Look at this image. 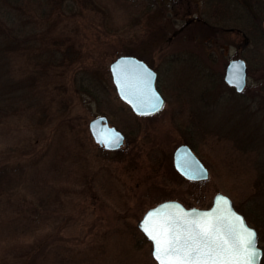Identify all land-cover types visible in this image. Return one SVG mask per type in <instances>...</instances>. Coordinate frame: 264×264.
Segmentation results:
<instances>
[{
    "label": "rangeland",
    "instance_id": "1",
    "mask_svg": "<svg viewBox=\"0 0 264 264\" xmlns=\"http://www.w3.org/2000/svg\"><path fill=\"white\" fill-rule=\"evenodd\" d=\"M203 7V0H20L13 19L40 49L22 66L14 61L31 107L19 123L0 125V172L9 168L0 176V264H157L151 244L140 243L143 215L167 200L209 208L218 193L258 230L264 250L262 69L252 43L237 57L240 35L206 32L191 20L204 19ZM221 9L220 27L248 28L241 0ZM47 45L66 64L42 67L53 53ZM122 55L157 70L160 113L138 117L119 98L110 64ZM235 58L248 63L242 95L223 82ZM87 77L99 82L97 98L81 88ZM101 115L126 136L122 149L94 141L89 124ZM190 142L210 172L205 182L174 169L175 149ZM21 166L25 172L11 171Z\"/></svg>",
    "mask_w": 264,
    "mask_h": 264
},
{
    "label": "snow or ice",
    "instance_id": "2",
    "mask_svg": "<svg viewBox=\"0 0 264 264\" xmlns=\"http://www.w3.org/2000/svg\"><path fill=\"white\" fill-rule=\"evenodd\" d=\"M113 72L122 95L134 106L154 108L160 103L151 88L152 73L143 64L121 61ZM235 77L231 83L239 79L238 69ZM97 139L107 146L118 143V137ZM221 199L224 198L217 199L218 204ZM169 207L173 206L165 204L150 210L141 224L154 244L153 255L158 264H259V256L264 253L255 245V231L230 206L192 215L166 212Z\"/></svg>",
    "mask_w": 264,
    "mask_h": 264
},
{
    "label": "trees",
    "instance_id": "3",
    "mask_svg": "<svg viewBox=\"0 0 264 264\" xmlns=\"http://www.w3.org/2000/svg\"><path fill=\"white\" fill-rule=\"evenodd\" d=\"M13 2L15 5L12 7L10 5ZM19 8L20 0H0V125L3 124V126L7 125L8 121H10L13 117L17 118V122L19 123V121H21L19 119H22L24 116L22 114H26L28 107H31L29 104L31 91L22 87L24 84L23 79H19V77H17L16 81L14 78V66H16L14 61L18 60V65L22 66L21 61L24 58L31 57L34 50L40 49L38 40H35V37L31 36V38H29L26 36L24 33L26 31L25 28L16 23L13 19L15 13L14 11L17 9L19 10ZM218 25H220V23ZM252 46L256 55V62L254 63V66H256L257 69H262L261 72L264 77V27L262 22L256 23L254 26ZM43 49H46L45 51L50 50L53 53L50 55L51 59L50 57H47L48 59L42 67L50 64L52 61L54 64L56 63L54 61H59L58 63H60V65L66 64L63 62L65 61L64 58L61 60L57 59L59 49L53 50L49 45L43 46ZM14 55L17 56V58H14ZM19 69L22 70V68ZM48 72L49 67H45L42 72L37 75V77H39L42 73L47 75ZM81 85L84 93H89L97 98V94L100 90L99 82L87 77ZM11 171H20L22 173L23 171L25 172V169L21 166L20 168L14 167ZM3 172H7L4 174V176H7L9 168L6 171L0 172V176ZM262 181H264L263 178ZM6 196L9 197V194ZM24 227L25 226L22 228ZM140 243L143 245L144 243L149 242L142 235ZM262 264H264V258Z\"/></svg>",
    "mask_w": 264,
    "mask_h": 264
},
{
    "label": "water",
    "instance_id": "4",
    "mask_svg": "<svg viewBox=\"0 0 264 264\" xmlns=\"http://www.w3.org/2000/svg\"><path fill=\"white\" fill-rule=\"evenodd\" d=\"M121 61L136 62L137 64H143L144 66L147 67V69H149L151 71V73H152L151 88L156 94H158L159 100H160V103H158L156 105V107H154V108L148 107V106L143 105V104H140L138 106H134L133 103H130L129 100L126 99L124 95H122L121 88L117 83V77L113 72V67L115 65L119 64ZM237 69L239 70V79L236 81V83H231L230 82L231 80L236 79L235 73H236ZM110 73H111L112 80H113V83L115 85V88H116V91H117L119 98L131 108V110L133 111V113L135 115H137V116H151V115L157 114L158 112H160L163 109V107L165 105V99L162 97V95L160 94V92L158 91L157 86H156L157 73L155 70L150 68L143 60H141L135 56H132V55H122L110 64ZM247 80H248V72H247L246 61L244 59H241V58L231 60L226 67V72H225V76H224V82L226 83V85H228L229 87L235 88L236 92L240 94V93L244 92V90L246 89ZM89 130H90V133H91L94 141L97 144H99L103 149H105L107 151H118L125 144L126 137L123 134V132L120 131L118 128L110 125L108 117H106L104 115H101V116L97 117L95 120H93L89 124ZM98 136L102 139L111 138L113 140L117 139V137H118V143H112L111 146H107L106 144L99 142V140L97 139ZM185 161H188V164H185ZM174 165H175V168L179 171V173L184 178H186L187 180H190V181H207L210 179V172H209L208 168L202 163L201 160H199L197 158V156L193 153V151L187 145H182L175 151V153H174ZM219 197H223L224 199H221L219 201V204H218L217 199ZM225 199L227 200V204H225ZM165 204L173 206V207H169L165 211L176 214V215H183L185 213H187L189 215L199 214V213H203V212H210L217 207L228 208L230 206L231 211L233 213H235L236 215L240 216L242 218L244 224L248 228L253 229L255 231V234H256L255 245L261 251V253H264L263 249L260 247V244H259V232H258V230L249 225L246 217L236 209L232 199L229 196H227L223 193H218L214 196L212 205L209 208H205V209L204 208H187L186 206H184L179 201L168 200V201H164V202L158 204L157 206L149 209L143 215L142 219H140V221L138 222V229L140 230V232L144 235V237L151 244L152 256L154 259H155L154 255H153L154 244H153L152 240L144 232L143 228L141 227V224L143 223L146 214L150 210L156 209V208L160 207L161 205H165ZM263 256H264V254L259 256V264H262ZM155 261L158 264V261L156 259H155Z\"/></svg>",
    "mask_w": 264,
    "mask_h": 264
},
{
    "label": "flooded vegetation",
    "instance_id": "5",
    "mask_svg": "<svg viewBox=\"0 0 264 264\" xmlns=\"http://www.w3.org/2000/svg\"><path fill=\"white\" fill-rule=\"evenodd\" d=\"M237 2V0H203V8H201V11H202V16H205L204 19L203 17H192L191 20L194 21V22H199L204 30L206 32H213L212 30H214L215 32H217L218 30L219 31H229L231 33H234L236 32V35L237 36H241L242 40L244 41V45L239 47V49L237 50V57H241V55H243L244 51L250 46V44L252 43L251 40L252 38H249V35H248V32L250 34H252L254 32V22L256 23H259V22H262V25L264 27V7H262L261 5L264 6V0H241V3H245L246 4V7L249 9V16L248 19H247V25H248V28L246 29H238L236 27H231L230 29H226V28H223V27H220L218 25V23H220V16H222L221 14V11L222 10L221 8L222 7H228V8H231V6ZM228 3H230L231 5H227ZM222 6V7H221ZM207 17H209L211 20V22H208L207 20ZM241 17V16H240ZM240 17H236V19L238 21H240ZM244 18V17H241V19ZM215 21V22H214ZM218 22V23H217ZM198 25V24H196ZM209 28V29H208ZM212 29V30H210ZM210 30V31H209ZM218 33V32H217ZM252 49H253V46H252ZM150 66V65H149ZM151 67V66H150ZM156 73H157V79H158V72L157 70L152 67ZM248 77H249V70H248ZM234 91L235 89L232 88ZM246 91V90H245ZM245 91L242 93L244 94ZM241 94V95H242ZM239 95V94H238ZM154 116V115H152ZM152 116H145V117H142V118H146V117H152ZM126 137V136H125ZM125 142H126V139H125ZM191 143V142H190ZM184 143V144H181L180 146L182 145H187L193 152L194 154L197 156V158L199 160H201L198 155L196 154V148L195 146L191 143ZM178 146L175 151L180 147ZM174 151V153H175ZM202 161V160H201ZM203 163V162H202ZM204 164V163H203ZM173 165H174V154H173ZM174 169L175 171L177 172V174L182 177L183 179H185L186 181H189V182H192L190 180H187L186 178H184L180 173L179 171L175 168V165H174ZM195 183L197 182H201V181H193ZM205 182V181H203Z\"/></svg>",
    "mask_w": 264,
    "mask_h": 264
}]
</instances>
